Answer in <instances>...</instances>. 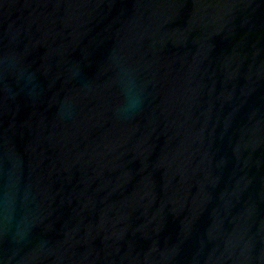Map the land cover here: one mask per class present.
<instances>
[{
  "label": "water",
  "instance_id": "obj_1",
  "mask_svg": "<svg viewBox=\"0 0 264 264\" xmlns=\"http://www.w3.org/2000/svg\"><path fill=\"white\" fill-rule=\"evenodd\" d=\"M0 264H264V0H0Z\"/></svg>",
  "mask_w": 264,
  "mask_h": 264
},
{
  "label": "clouds",
  "instance_id": "obj_2",
  "mask_svg": "<svg viewBox=\"0 0 264 264\" xmlns=\"http://www.w3.org/2000/svg\"><path fill=\"white\" fill-rule=\"evenodd\" d=\"M130 103H132V101H130Z\"/></svg>",
  "mask_w": 264,
  "mask_h": 264
}]
</instances>
